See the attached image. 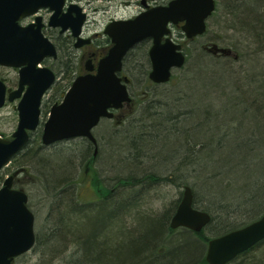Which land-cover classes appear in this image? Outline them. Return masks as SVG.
<instances>
[{"label": "trees", "instance_id": "16d2710c", "mask_svg": "<svg viewBox=\"0 0 264 264\" xmlns=\"http://www.w3.org/2000/svg\"><path fill=\"white\" fill-rule=\"evenodd\" d=\"M253 13L251 23L248 24V32L253 35L257 49L264 54V6L258 11L253 10ZM49 36L58 50L57 60L60 62V67L56 69V73L58 76L59 72L63 73V77L53 86L55 89L53 95L43 100L44 115L48 113L54 102L63 98V94L76 77L77 71L72 53L69 52L70 43L63 42L56 34L53 36L49 34ZM104 42L109 43V38L104 39ZM149 45L148 42L143 41L128 52L124 59V71H126L127 63L131 61L133 73L140 71L141 75L144 74L145 80L149 79L150 69L144 72L146 65H151L148 55ZM209 62L200 58L192 64L194 73L192 82L186 83V91L182 95L181 101L186 102L188 106H196V114H193L192 120L195 131L192 128L182 132L175 130L178 132L174 131L172 135H168L163 129L162 117L150 111L153 114L149 118L152 122L150 127L154 131L153 139L156 138L151 147L147 143L146 136H143V132L137 133L133 130L115 144V149L110 144L111 138L108 135L103 137L100 135V148L91 141L80 139L74 140L72 146L66 144L60 147L55 146L54 151L49 154L46 153L48 146L42 145L41 142L42 127L31 133V138L24 150L15 155L9 164H12L11 168L15 169L12 173L16 175L25 173L33 167L38 174L41 187L47 191L48 202L45 204L49 212L45 218L46 222L36 226L33 250L38 249L45 258L48 256L56 258L63 255L64 251H71L68 258L62 257L63 264H184L190 262L208 264L205 256L196 261L195 254H190L188 248L186 251L183 249L162 253L159 240L169 231H173L169 226L171 215H164L157 219L139 217L143 229L123 230L124 228L120 229L121 226L117 224L118 222L121 225L124 224L129 216L132 217L134 210H138L137 202L141 196L137 194L145 186L146 182H143L148 174H151L148 177H155L156 181L172 182L176 178L186 176L187 173L196 181L202 180L203 183L198 186V190L204 196L206 205L211 206L215 212L214 218L210 221L213 231L225 229L220 226H225L227 215L232 212V206H229L231 197L243 187H238L239 179L244 178L248 181L245 185L247 186L246 198L255 197L258 204L264 199V170L261 174H257L252 168L259 156L264 155V66L259 67L261 69L258 68L259 71L252 74L251 82L253 83L247 87L239 80L229 78L230 76L226 77L228 80L223 83L222 79L225 77L220 75L226 74L225 71L219 70V74H216L218 70L210 67ZM213 70L216 71L213 72ZM136 73L134 77L138 80L141 75ZM128 75L133 81V77ZM256 79L257 82H255ZM193 87L205 89V96L208 93L214 96L215 100L208 101L204 95L194 92ZM131 91L133 92L132 88ZM179 93L175 91L174 95ZM212 103L219 106L216 107ZM152 105L149 103V109ZM255 120L257 124L252 133L253 139L251 137L247 139L248 141H242L247 124ZM128 129L127 131L132 130V128ZM0 134L5 136V133ZM167 137H169L168 140ZM170 143L174 144L173 146L178 143L177 150L174 152L178 162L174 165L170 164L169 160H161L158 171L162 172L152 173L153 166L143 160L144 156L151 148L153 152L150 151V153L153 158L156 154L154 150H160L159 153H163L164 146ZM56 144L59 146L61 143ZM96 149H99V154L102 153V159L107 162L106 164L113 166L119 174L108 175L113 182L116 181L113 188L104 186L105 189L102 190L101 185L99 188L101 192L99 191L96 199L82 201L77 190L81 167L86 166V169L88 162L90 164L95 159L93 152ZM110 154L114 159L111 163L106 158ZM132 159L137 161L134 162ZM127 161L131 164V168L142 167L144 170L142 174L137 175L125 169L129 165ZM209 167L215 168L214 171L220 179L214 181L217 184L211 185L204 179L206 177L204 173ZM107 169L110 171L109 168ZM77 170L79 174L76 173ZM3 173L4 169L0 171V182L4 178ZM125 175L142 179V183L138 182L140 187L131 189L129 179L121 177ZM253 177L262 181L260 189L258 185L250 186ZM99 178L97 185L100 184ZM15 187L25 190L17 182ZM26 192L29 195L28 207L33 211L30 194ZM211 192L218 194L217 199H211ZM253 195L254 197L250 198ZM249 205H251L250 202ZM198 235L203 241L209 239L204 230L199 231ZM263 245L264 240L227 264H264V253L258 254L257 258L253 252L256 249L262 251Z\"/></svg>", "mask_w": 264, "mask_h": 264}, {"label": "water", "instance_id": "95a60500", "mask_svg": "<svg viewBox=\"0 0 264 264\" xmlns=\"http://www.w3.org/2000/svg\"><path fill=\"white\" fill-rule=\"evenodd\" d=\"M133 18L112 20L104 28L111 47L100 58L96 72L88 61V73L77 76L61 102L52 105L43 124V145L86 137L96 143L93 129L102 118L113 117L118 109L132 98L127 76H122L123 61L138 43L151 39L149 49L154 82L170 79L171 71L185 62L181 45L169 36L170 25L184 21L182 28L187 37L204 31L205 19L214 10V0H171L167 5L148 7ZM65 0H0V66L18 68V87L8 89L0 78V108L8 100H18V124L11 138L0 136V170L28 144L31 133L41 124V106L47 92L57 81V74L47 65L40 64L57 57V47L43 31L42 17L36 22L21 21L41 8L52 11L49 25L61 32L70 30L76 38L75 46L91 41L83 35L87 14L72 3L64 10ZM97 150L95 151L96 154ZM14 175L5 178L0 187V264H14L35 245V214L28 207L27 192L13 186ZM211 220L205 211L192 203V191L185 188L170 222L172 228L186 227L201 231ZM264 240V211L256 219L235 227L209 240L206 259L209 264H226L239 254Z\"/></svg>", "mask_w": 264, "mask_h": 264}, {"label": "rangeland", "instance_id": "374dc122", "mask_svg": "<svg viewBox=\"0 0 264 264\" xmlns=\"http://www.w3.org/2000/svg\"><path fill=\"white\" fill-rule=\"evenodd\" d=\"M126 1L127 0H89V2L87 3L85 0H83L82 4L86 6V11L89 15V22L85 27V36L99 33L100 38H103L105 36L103 34V30L106 24L111 19L131 17L137 14V12L141 8V5L138 3L139 0H130L131 3H126ZM263 6L264 0H216V10L214 14L209 18V25L205 37H207V34L212 39H216L217 37H219L218 43L220 44V46L228 49L230 52L222 53V55L218 54V56L208 55L200 49L201 41L205 37H200L194 41H188L185 43L186 50L184 52V64L180 67H175L172 69L171 80L166 83L158 84L150 79L145 80L144 74L141 75L142 72L140 71L139 73L135 72L136 74H139V76L141 75V78L137 80L134 77V70H131L132 63L131 61L128 62L126 65L127 72L124 71L126 72L124 74H130L133 77L131 88L133 90L135 100L129 106H127L124 111H121L123 114H125V116H127L125 120L120 124H112L108 120H104L100 125V129L97 130L100 132V135L102 137L104 135H108L111 138L110 144L112 145V147H114L116 143L125 138L126 134L132 132L133 130L137 133L143 132V136H146V140H148L147 143L151 147V145H153L152 143H154V140L156 139H153L154 131L150 127V124L152 122L149 121V118L153 115L151 114V112H154V114L156 115H160V118L162 117L161 119L163 121V129H165V132L168 135H172L171 133H174L175 130H180L181 132L191 128L193 130L194 126L192 124V120L193 114H196V106H188L186 102L181 100H183L182 95L186 91V83L188 84L192 82L194 73L191 66L200 58L207 62H209L208 60L212 61L211 63L209 62L211 64L210 67H215L218 70L216 74H219V70L225 71L226 74L221 73L222 75H220L221 77H225V79H222L223 83H226V80H228L226 79V77L230 76L229 78H235V80L237 79L242 84H245V86L250 87L249 85L253 83L251 82L253 77L252 74L254 75V73L259 71V67L264 66V54L262 51L257 49L255 40L253 39V35L249 34L248 32V24L249 22L251 23V16L254 14L253 10L258 11ZM28 22L29 20L26 19L23 21V24H26ZM172 36L174 39L180 40L183 35L181 32L173 30ZM71 50L77 65H83L87 60V57L85 58L86 51L73 49ZM43 64L52 67V69H54L55 71L60 67V62L54 59H47V61H45ZM149 69L150 66L147 64L144 72ZM214 71L216 70H213V72ZM248 76L251 77L248 78ZM0 77L4 78L7 83L12 88H14L18 81V71L14 68L0 66ZM62 77L63 73L59 72V80H61ZM255 82H257V79ZM193 89L194 92H198L205 96V89H195L194 87ZM54 91L55 89L54 87H52V89L48 91L44 99H48L51 95H53ZM175 91H179L180 93L174 95ZM205 97L208 101L215 100V97L208 93ZM17 103L18 100L7 102L4 107L0 108V133H5L4 137H11L12 133L16 130L19 119L18 111L16 108ZM149 103L153 104L152 107L150 106L151 109H149ZM212 104L216 107L219 106L214 103ZM47 116L48 113L44 115L42 111L43 120H45ZM255 121H252L251 123L249 122V124H247L242 141L251 139V137L253 139L252 133L253 131H255V125L257 124V120ZM173 127H175V129ZM128 128H132V130H129ZM127 129L129 131H127ZM168 138L169 137H167V140ZM79 140V138L75 139V141ZM178 141H180V139ZM73 142L74 141L64 142L59 146H57L58 144L48 146L46 153H52L55 146L60 147L64 146V144L72 146L74 145ZM173 145L174 144L170 143L169 145L164 146L165 148L163 150V153H159L160 150H154V154H156L153 158L151 157L150 153V151H153L150 150L151 148L148 150V153L146 156H144L143 160L147 161L148 164L153 166L151 169L153 171L152 173L162 172L158 171L160 167L159 162H161V160H169L170 164L174 165L178 162L176 153H174L177 150L178 143H176L175 146ZM244 146L245 145L243 142V148ZM159 155L162 156L159 157ZM93 158L96 159L91 161L90 164L88 162V167L86 169V166H83L84 168L81 167L82 172L80 173L77 190L79 198L82 201H91L96 199L99 196L98 193L100 191L99 188L101 185L102 190L105 189L104 186L113 188L116 185V181L113 182L108 175L115 176L119 174L118 171L113 168V166H108L109 164H106L107 162L102 159V153L99 154L97 152L96 157ZM106 158L110 161V163L112 162V160H114L112 154L107 155ZM132 161L134 160L132 159ZM136 161L137 160H135L134 162ZM126 163L129 164V161H127ZM255 163L256 164L252 166V168L256 170L257 174H261L264 170V155H260L259 159L256 160ZM11 166L12 164H9L4 168V177H6L8 174H11L12 171L15 170L14 168H11ZM107 168H109L110 171H108ZM125 169L137 175L142 174V172L144 171L140 166H137V168L135 166L131 168V164L127 165ZM214 170V167H209L208 170L204 173V175L206 176L204 179L208 180L207 182L211 185L217 184L214 183V181L220 180L217 173H215L216 171ZM78 172L79 171L77 170L76 173L79 174ZM150 175L151 174H148L147 177L144 178L143 183L146 182L145 186H143V189L137 194L140 196L142 195L143 197L142 200L137 202V204L139 205L137 206L138 210H134L135 212L131 214L132 217L129 216L127 222L124 221V224L121 225V223L118 222L117 225L121 226L120 229H141L142 225L140 224V218L144 216L151 219H157L164 215L172 216L175 213L177 205L183 197L186 187H189L192 191L193 207L208 213L211 217V220L214 218L215 212H213L211 206L206 205L204 196L201 195L199 193L200 190H198V186L203 183L202 180L196 181L187 173L186 176L176 178L172 182H166V180L151 182L155 180V177H148ZM15 176V182H17L30 194V202L33 207V212L36 216L35 230H37L36 226H39V224L43 225L44 221L46 222L45 218L47 217V213L49 212V209L45 204L48 202L47 191H45V189L41 187V183L38 179V174L33 167H30L27 172L20 173ZM121 177H127L129 179L128 183L130 184L131 189H138L140 187V183H142V179H140L139 177L135 178L140 180L132 178L131 175H125ZM98 178L100 179V184L98 183L99 185L96 184ZM103 182L105 184H103ZM247 182L248 181H246V179L244 178H241L238 181V187H243L240 190L238 189L239 192L234 193L235 195L231 197V204L229 206H232V212L227 215L225 226H220L221 228L225 227V229H223L222 231H213L211 229L212 226H210L211 224L209 222L204 227L205 235L211 237L226 233L235 227H240V225L249 222L252 219L258 218L263 213L264 199L258 204V200H255L254 195L250 197H254L253 199L246 198L247 196L245 195V190L247 186L245 185H247ZM251 182L252 183H250V186L258 185V189H260L262 182L260 181V179H258L257 177H253ZM234 190H236V186H234ZM213 193L214 192L210 193L211 199H217L218 194ZM249 202L251 205L248 206ZM193 241H195L196 243H194ZM159 242V246L163 251L162 253H166L169 251L175 252L176 250L183 249H185L186 251V249L188 248L190 254H195L194 256L196 257V261L204 256L207 248L206 241H203L199 237L197 231H193L182 226L175 228V230H173L172 232L169 231L167 235L163 236V238L159 240ZM190 243H192L191 246H189ZM261 247H263L262 251H260L259 249L253 251L257 258L258 254L262 255L264 253V245ZM69 249L72 250V248ZM70 252L71 251L67 250L64 251L63 255L59 257L55 258L54 256L53 258H51V256H48L45 258L43 257L44 255L40 251H38V249H34L30 250L24 255L17 257L15 264H49L48 262H50L51 264H63L62 257L65 256V258H68L70 256ZM184 264L193 263L190 262Z\"/></svg>", "mask_w": 264, "mask_h": 264}, {"label": "flooded vegetation", "instance_id": "af4514ba", "mask_svg": "<svg viewBox=\"0 0 264 264\" xmlns=\"http://www.w3.org/2000/svg\"><path fill=\"white\" fill-rule=\"evenodd\" d=\"M82 1L83 0H65V6H64V10H66L68 8V6L72 3H76L78 5H80L83 9V11L87 14V21L85 23V25L83 26V35L85 36V27L87 26V23L89 22V15H88V12L86 11V6H84L82 4ZM87 3L89 2V0H85ZM141 1L142 0H139V4L141 5ZM171 0H146V3L148 5V7H154V6H159V5H167ZM126 3H131L130 0H127ZM142 10H144V6L141 5V8L140 10L137 12V14L131 16V17H124V18H132V17H135L136 15H138ZM216 10V0H214V10L212 11V13L206 17L205 19V28H204V31L197 34V35H194L192 37H187L182 26L183 24L185 23L184 21H180L179 23H176V24H171L170 25V33H169V36L173 39V41H175L176 43H179L181 45V52L184 54L185 50H186V47H185V43L188 42V41H194V40H197L198 38L200 37H205L206 36V33H207V29H208V25H209V18L214 14ZM52 15V11L49 10L48 8H41L37 13L23 19L21 21V23L23 24V21L24 20H29L28 23L26 24H29V23H33V22H36V17L37 16H41L42 17V23H43V27H42V31L43 33L50 38L49 34L51 32L50 35H54L56 34V36L60 39L63 40V42L67 41L68 43H70V48H69V52L72 53V50H79V51H86V55H85V58L87 59L85 61V63L83 65H77L76 61H75V58L72 54V57L74 58V65L76 66L75 69H77L76 71V77L79 76V75H82V74H86L88 73V70L86 68V65L88 64V61L90 60L92 65H94V71L93 72H96V68H97V64H98V61L100 60V58H102L103 56L106 55V53L108 52L109 48L111 47L112 43H111V40L109 37H107L104 33V37L103 38H100L99 36V33H94V34H91V35H87L85 37H90L91 38V41L89 43H86L82 46H78L76 47L75 46V42H76V38L72 35V32L70 30H66L64 32H61L60 28L59 27H53V26H50L49 25V20H50V17ZM123 18V19H124ZM114 19H120V18H113L111 20H114ZM110 20V21H111ZM109 21V22H110ZM173 30H177L179 32L182 33V38L180 40L178 39H174L172 34H173ZM109 38V43L108 42H104V39H107ZM219 37H217L216 39H212L208 34H207V37H205L202 41H201V44H200V49L205 52L206 54L208 55H213V56H218V54H221L222 53H227V52H230L228 49L220 46V44L218 43ZM51 39V38H50ZM52 40V39H51ZM61 40V41H62ZM143 42V41H142ZM140 42V43H142ZM144 42H148L150 45H149V48H148V53H149V49L152 45V41L151 39H146L144 40ZM55 44V43H54ZM139 44V43H138ZM137 46V45H136ZM134 48V47H133ZM58 51V50H57ZM149 55V54H148ZM185 56V54H184ZM58 58V52H57V57L56 58H48V59H54V60H57ZM125 59V58H124ZM47 61V59L45 60ZM44 61V62H45ZM43 62V63H44ZM124 64H125V60L123 61V70L121 72V75L122 76H127L129 78L128 80V89H129V92H130V95H131V102L130 103H124V105L118 109H112V112H113V117H110V118H102L101 121L98 123V125L96 127H94L93 129V134L96 138V143L91 141L90 139L86 138V137H81L79 139H86L88 141H91L95 146L98 145V148H100V132L97 131L98 129H100V125L103 123L104 120H108L110 123L112 124H120L122 121L125 120L126 116L125 114H123L121 111H124L125 108H127V106H129L132 102H134L135 100V97H134V94L133 92L131 91V84H132V78L127 75V74H124ZM45 65V64H43ZM48 66V65H47ZM3 67V66H1ZM50 67V66H49ZM52 68V67H50ZM14 69H17L18 71V68H14ZM54 70V69H53ZM150 70H151V65H150ZM150 70H149V73H150ZM55 71V70H54ZM56 73V71H55ZM149 73H148V78L150 79L149 77ZM57 74V73H56ZM171 76H172V73H171ZM171 76H170V79L171 80ZM75 77V78H76ZM1 78V77H0ZM57 78H58V74H57ZM74 78V79H75ZM4 79V78H2ZM18 79H19V75H18ZM73 79V80H74ZM5 80V79H4ZM59 80V78L57 79V81ZM151 80V79H150ZM168 80V81H169ZM56 81V82H57ZM168 81H165V82H156L158 84H163V83H166ZM7 86H8V89H16L18 87V81H17V84L14 88H12L8 83L7 81L5 80ZM73 82V81H72ZM72 84V83H71ZM69 89V88H68ZM67 89V90H68ZM65 94V93H64ZM63 94V96H64ZM63 99V98H62ZM59 100V101H56L54 102L55 103H59L62 101ZM8 102V100L6 101V103ZM5 103V104H6ZM43 104V102H42ZM53 104V105H54ZM52 107V105H51ZM50 110V109H49ZM41 111H42V106H41ZM45 120H43L44 122ZM43 126V123L41 124V127ZM75 139H69V140H64V141H60L58 143H64V142H72L74 141ZM56 144V143H55ZM99 150V149H98ZM95 154V150L93 152ZM99 153V151H98ZM96 159V158H95ZM94 159V160H95ZM12 174V173H11ZM159 181V180H158ZM151 182H156V179L154 181H151Z\"/></svg>", "mask_w": 264, "mask_h": 264}, {"label": "bare ground", "instance_id": "6f19581e", "mask_svg": "<svg viewBox=\"0 0 264 264\" xmlns=\"http://www.w3.org/2000/svg\"><path fill=\"white\" fill-rule=\"evenodd\" d=\"M199 193L201 194V192H199ZM142 198H143V197H142V195H141V197L139 198V201L142 200ZM138 206H139V205H138Z\"/></svg>", "mask_w": 264, "mask_h": 264}]
</instances>
